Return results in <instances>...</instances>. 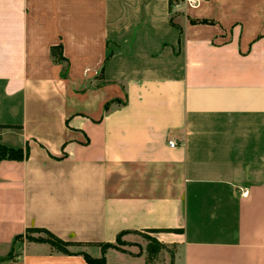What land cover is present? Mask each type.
I'll return each mask as SVG.
<instances>
[{"label": "crops", "instance_id": "1", "mask_svg": "<svg viewBox=\"0 0 264 264\" xmlns=\"http://www.w3.org/2000/svg\"><path fill=\"white\" fill-rule=\"evenodd\" d=\"M0 145V264H264V0H0Z\"/></svg>", "mask_w": 264, "mask_h": 264}, {"label": "trees", "instance_id": "2", "mask_svg": "<svg viewBox=\"0 0 264 264\" xmlns=\"http://www.w3.org/2000/svg\"><path fill=\"white\" fill-rule=\"evenodd\" d=\"M53 53L55 54L54 51H53ZM26 156H27L26 150H15V149L6 148V147L0 145V161L1 160L21 161ZM27 231L42 233L47 237L46 240H38V241L36 240V241H32V242L47 243L52 248H54L56 251L64 253V254L68 253L67 247L72 244L70 242H64V241L58 239L52 233H50L49 231L44 230V229L30 228V229H27ZM120 238L121 237H117L116 244H119L121 242ZM101 247H102V251L104 253L105 250H107L109 248H115V245L105 244V245H101ZM85 257H86V262L88 264H105L104 256H102L101 259H98V260H93V259L89 258L88 256H85Z\"/></svg>", "mask_w": 264, "mask_h": 264}, {"label": "rangeland", "instance_id": "3", "mask_svg": "<svg viewBox=\"0 0 264 264\" xmlns=\"http://www.w3.org/2000/svg\"><path fill=\"white\" fill-rule=\"evenodd\" d=\"M27 242H32V241H38V240H46L47 237L38 232H30V231H25L24 236L22 237ZM21 240V239H19ZM119 244H115V249L119 251H124L123 248L126 246H137L136 244H130V243H125L122 240ZM138 241L141 243L138 245V254L143 255L145 258L146 264H156L157 262H160V264H164V258L163 256V249H161L154 241L152 237L149 235H142V237L138 238ZM15 253L13 250L9 253L8 258H11L14 256Z\"/></svg>", "mask_w": 264, "mask_h": 264}, {"label": "built area", "instance_id": "4", "mask_svg": "<svg viewBox=\"0 0 264 264\" xmlns=\"http://www.w3.org/2000/svg\"><path fill=\"white\" fill-rule=\"evenodd\" d=\"M189 2V1H188ZM168 146L170 147V148H174V147H176V143L174 142V141H168Z\"/></svg>", "mask_w": 264, "mask_h": 264}]
</instances>
